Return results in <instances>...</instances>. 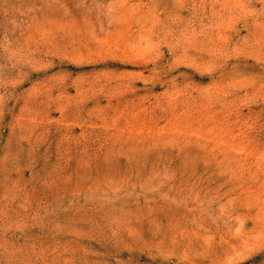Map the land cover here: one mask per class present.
Returning a JSON list of instances; mask_svg holds the SVG:
<instances>
[{"label": "rangeland", "instance_id": "rangeland-1", "mask_svg": "<svg viewBox=\"0 0 264 264\" xmlns=\"http://www.w3.org/2000/svg\"><path fill=\"white\" fill-rule=\"evenodd\" d=\"M0 264H264V0H0Z\"/></svg>", "mask_w": 264, "mask_h": 264}]
</instances>
